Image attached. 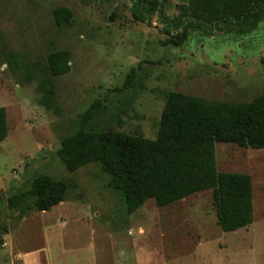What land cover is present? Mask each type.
<instances>
[{
  "label": "rangeland",
  "instance_id": "rangeland-1",
  "mask_svg": "<svg viewBox=\"0 0 264 264\" xmlns=\"http://www.w3.org/2000/svg\"><path fill=\"white\" fill-rule=\"evenodd\" d=\"M187 3L160 0L147 23L134 19L132 0H0V106L9 126L0 143V227L7 228L0 264H24L21 254L28 252L30 264L34 258L40 264H264V149L216 143L218 171L252 176L254 221L232 232L218 222L212 190L165 207L149 199L128 214L98 162L70 172L57 155L97 100L90 128L155 139L170 91L208 103L264 94V20L245 34L190 31L176 47L170 41L180 32L167 19ZM60 6L73 18L58 26ZM57 50L72 53L71 70L53 80L56 108L48 110L38 103L39 79L27 82L5 58L19 54L43 73ZM133 67L144 87L120 91ZM39 173L69 181L68 199L20 218L6 198L29 188Z\"/></svg>",
  "mask_w": 264,
  "mask_h": 264
},
{
  "label": "trees",
  "instance_id": "trees-1",
  "mask_svg": "<svg viewBox=\"0 0 264 264\" xmlns=\"http://www.w3.org/2000/svg\"><path fill=\"white\" fill-rule=\"evenodd\" d=\"M160 0H132L131 11L137 21L151 22ZM179 15L169 20L179 37L170 41L180 46L190 31L245 34L264 20V0H189L180 4ZM56 24L73 18L66 6L54 10ZM16 75L27 82L39 79L38 103L48 110L56 108L55 78L71 70L72 53L57 50L48 54L45 72L29 65L19 54L6 56ZM42 75L43 77L39 78ZM144 87V77L133 67L120 91ZM101 107L99 100L79 116V128L62 139L57 155L70 172L93 162L110 176V186L123 197L128 214L149 199L165 207L192 194L212 190L218 222L225 232L246 228L254 221L252 176L241 172H220L216 163V143L242 148L264 149V94L248 102L208 103L203 98L179 91L167 94L158 135L155 139L116 129L89 127ZM6 107L0 106V143L8 136ZM71 184L47 173L35 175L30 187L6 198L8 208L19 217L34 211H47L68 199ZM1 200V197H0ZM6 227H0V247Z\"/></svg>",
  "mask_w": 264,
  "mask_h": 264
},
{
  "label": "crops",
  "instance_id": "crops-1",
  "mask_svg": "<svg viewBox=\"0 0 264 264\" xmlns=\"http://www.w3.org/2000/svg\"><path fill=\"white\" fill-rule=\"evenodd\" d=\"M27 251H29V250H27ZM25 252H26V251H25ZM43 252H46V250H43ZM28 253H29V252H28ZM28 253H26L25 255H24V254H21V259L23 260L24 264H30L28 258H29L31 255H28ZM31 257H32V256H31ZM34 260H35V264H40L39 261L37 262L35 258H34ZM45 264H48L47 260H45Z\"/></svg>",
  "mask_w": 264,
  "mask_h": 264
}]
</instances>
